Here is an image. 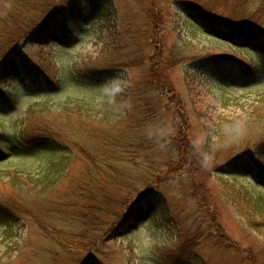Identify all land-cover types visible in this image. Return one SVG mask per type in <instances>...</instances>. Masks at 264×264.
<instances>
[{
  "label": "rangeland",
  "instance_id": "374dc122",
  "mask_svg": "<svg viewBox=\"0 0 264 264\" xmlns=\"http://www.w3.org/2000/svg\"><path fill=\"white\" fill-rule=\"evenodd\" d=\"M180 1L103 0L71 21L66 39L54 34L50 43L21 51L29 66L25 73L10 61L0 81V123L10 122L18 136L25 129L32 135L31 118L48 111L66 115L78 108L71 121L86 118L88 129L76 122L72 133L66 128L52 139L62 143L63 158L74 140L90 156L104 154L115 169L134 172L137 179L129 189L112 187L101 178L92 182L81 177L85 158L76 159L70 177H75L78 192L62 179L48 201L58 204L73 195L69 202L77 205L67 214L83 227L74 231L77 240L70 246L53 244L30 217L3 209L13 191L0 181V264H264V234L249 228L223 199L224 188L214 173L222 167L194 160L191 167L187 160L179 171L166 174L170 159L165 157L176 155L170 147L182 131L192 157L207 158L211 151L222 161L229 149L246 156V171L235 170L232 163L224 166L246 186L262 185L252 162L264 169V148L256 149L264 140V56L253 50L249 56L224 39L212 38L188 14L189 6L201 8L209 0ZM212 8L221 18L229 13L221 3ZM189 22L203 29L195 30ZM154 54L163 55L156 66L150 62ZM103 58L108 59L105 65ZM220 117L240 120L241 127L220 139L212 135ZM120 135L124 139L119 144L107 142ZM48 160L49 155L36 152L7 157L0 173L15 171L36 179ZM145 174L154 176L151 183L160 178L149 184V196H144ZM197 183L203 187L195 188ZM26 199L13 202L27 206ZM34 214L43 219L46 212ZM60 222L55 227L67 231ZM87 233L92 235L87 238ZM123 255L129 256L124 263Z\"/></svg>",
  "mask_w": 264,
  "mask_h": 264
},
{
  "label": "trees",
  "instance_id": "16d2710c",
  "mask_svg": "<svg viewBox=\"0 0 264 264\" xmlns=\"http://www.w3.org/2000/svg\"><path fill=\"white\" fill-rule=\"evenodd\" d=\"M101 1L103 0H0V81H2V73L8 69L10 61H13V64L19 68L20 73H25L24 71L29 69V66L21 60L23 59L21 51L31 48L32 44L42 45L41 43H43V41H45V43H50L49 38L54 34L66 39L70 34L69 32H71V21L76 20L78 15L91 13V11L97 8V4ZM184 3L185 2L182 0L180 1V4ZM209 3L210 4L207 3L205 6H200L201 8L197 9L193 8V6H189L187 8L188 14L195 18L197 23H202L203 28L211 34L212 38L224 39L228 41V43L233 44H229L232 48L245 52L249 54V56L254 55L251 50L256 51L258 56H264V0H209ZM220 3L223 5V8L227 7L229 11L227 14H221L225 18H221L218 15V9L212 8ZM188 19L189 18H186L187 21ZM189 26L195 30L203 29L194 25L192 22H189ZM242 44L246 46L243 47L241 46ZM56 46L58 45L56 44ZM157 46V50L161 51L162 45ZM60 49H63L62 46ZM19 54L20 57H18ZM32 56L36 57L37 55L35 56L34 53H32ZM153 56L154 59L150 62H153L155 66L160 64L163 55H161L160 58H156L155 54ZM262 58L264 61V57ZM103 60L104 62L101 64L104 63L103 65H105L108 59L105 60L103 58ZM125 63H122V65L126 66L127 64ZM155 66L151 68L153 74L157 72L154 69ZM261 69H263V67H261ZM153 77L156 78L157 74ZM19 81L22 82L23 80L19 78ZM1 85H3V83ZM78 110L79 109L76 108L72 111H68L69 113L66 112V115L48 111L45 116L31 118L29 126L31 125V128L34 127L32 135L27 133L25 129L24 133L22 132L23 134L21 133V135L18 136L16 134L17 132L11 131L10 122L0 123V157L3 154V159L0 160V166L4 165L7 157H26L28 155H33L35 152L49 155L48 162L40 168V172L36 179L35 175L30 176L27 174L24 176L15 171L0 173V181L5 185H9L13 191V195H11L12 198L7 200L6 205H3V209H8L11 213L17 211L15 213L30 217L37 225L38 229L46 235L48 241L62 246H70L74 240H77L78 234L74 231L80 230L81 227H83V224L77 221L79 219L74 216L72 218L67 214L68 209L74 208L77 204L69 202L73 195L65 198L58 204H52L48 201L51 200V194L54 195L57 193L56 188L59 187L58 183L61 182L62 179H68L69 183L74 188V192H78V189L75 187V177H70L72 165L76 159H80L81 157L85 158L83 162L86 165V174L81 177H89L92 182H96L101 178L104 183L112 187L129 189L133 187L134 181L137 179V174L134 172L125 173L115 169L112 164L108 162L109 159L104 154L101 156L97 155V157L90 156L91 151H87L74 140L71 143L75 146L72 148L68 146L70 151L67 156L63 158V152L61 151H64V147L61 146L62 143L59 144L60 142L57 140L52 141V139L57 133L63 135L66 128L72 133L71 126H74L76 122H78V128H87L88 124L86 118L80 120L78 117V120L71 121L73 115H75L73 113H79ZM49 116L51 120H48ZM260 116V118L264 117V108H262ZM41 118H43V120L39 122L36 121ZM239 127H241L240 120H227L224 117H220L217 124L214 126V134L212 135L224 139L235 133ZM24 128L21 130L23 131ZM25 135H29L30 140L24 141L25 138L23 137ZM214 136H211L210 139ZM81 137L85 136L80 135L79 139ZM108 139L107 142H109V144L112 142L111 145H114L115 142L119 144V141L124 138L120 135L118 138L111 136ZM185 141H187V138L182 131V136L170 147L171 151L176 155H168L165 157L170 159V162L164 165L166 167V174L172 175L176 173L183 164L187 163V160H190L189 166L191 167V160L201 164V166L204 162L209 161L216 168L222 167V169L220 168V171L222 170L221 172H216L214 169V173L220 177V186L224 188L221 191L223 199L249 228L264 234V169L260 168L261 165L258 166L252 162L253 168H258V181H260L262 185L259 184L260 186H258L255 184L249 187L241 183L237 176L226 168L229 163H232V167L235 170L239 168L240 171H246V169L243 168L246 156L242 157L243 155L238 154L236 150L229 149L225 152V157L222 158V161H219L220 154L212 153L211 151L206 154L207 158H195L192 157L193 152L189 151V147L185 145ZM258 145L256 149L259 150L264 148V140L260 141ZM108 146L109 145H106L105 149H107ZM4 152L7 153L6 156H4ZM92 153L96 154L97 152L93 151ZM215 163L219 165H214ZM100 172L103 174H99ZM223 173L228 183L224 184L222 180ZM153 177L154 176L149 174L144 175V180L147 182L145 185H148L145 190L146 195L144 196H149L151 188H153L152 185L149 186L151 182H148L149 179ZM155 179L157 181L151 184H156L160 181L158 177ZM200 183L194 184L195 188H202L203 185ZM24 197H27V206L25 202H18L17 204L13 202L14 200H23ZM111 202L108 203L111 204ZM29 203H31L30 206L32 209H35V211L33 210L34 212H36V210L45 211V217L43 219L37 217L30 208ZM130 215H132L131 211L128 212L124 218L128 219ZM79 218L81 219L84 217L81 216ZM57 220L61 221L60 223H65L64 225L68 230L64 232L58 230L55 227ZM119 224L120 226H124V223L121 221L118 225ZM65 235L69 240H67ZM86 235L88 238L92 233H87ZM224 241H227L226 237ZM186 248L187 247L183 246L180 247L182 252L185 251ZM128 259L129 256L123 255L122 262L124 263Z\"/></svg>",
  "mask_w": 264,
  "mask_h": 264
}]
</instances>
